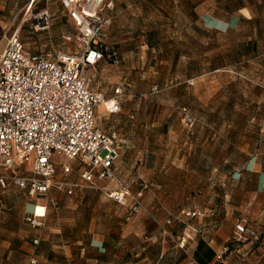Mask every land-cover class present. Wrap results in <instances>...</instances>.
<instances>
[{
    "label": "rangeland",
    "instance_id": "1",
    "mask_svg": "<svg viewBox=\"0 0 264 264\" xmlns=\"http://www.w3.org/2000/svg\"><path fill=\"white\" fill-rule=\"evenodd\" d=\"M181 3L115 0L108 40L118 50V61L88 66L85 73L93 90L110 96L122 83L124 94L120 112L107 115L99 105L96 119L105 130L120 133L119 179L132 180L142 160L147 168L158 164L148 177L143 175L151 188L145 201L149 209L154 212L152 206L159 205V192L168 198L175 220L181 208H199L229 217L233 233L244 218L257 238L247 243L248 253L240 261L264 264L263 185L257 172L246 169L252 159L264 170V0H227L225 33L207 29ZM239 5L244 7L238 10ZM45 10L48 23L40 17ZM73 30L58 0H0V51L13 33L33 53L56 45ZM153 85L159 91L151 92ZM183 108L191 122L185 121ZM57 158L73 168L66 175L77 183L72 194L51 190L32 199L11 180L15 172L30 173L31 165L0 170L5 177L0 185V264H32L31 254L46 253L52 244L76 251L94 233L110 234L124 257L127 249L140 251L145 236L159 241L158 229L154 235L139 230L148 214L128 216L127 207L81 179L77 161ZM139 185L134 180L132 191ZM35 203L46 205L41 228L25 220ZM165 242L159 264H174L180 258L175 240Z\"/></svg>",
    "mask_w": 264,
    "mask_h": 264
},
{
    "label": "built area",
    "instance_id": "2",
    "mask_svg": "<svg viewBox=\"0 0 264 264\" xmlns=\"http://www.w3.org/2000/svg\"><path fill=\"white\" fill-rule=\"evenodd\" d=\"M70 20L73 32L63 33L56 45L29 53L17 33L9 35L6 46L0 51V170L31 165V172H15L12 182L32 199L46 196L51 190L72 194L77 186L66 175L73 170L57 157L77 161L81 165V179L103 192L130 214L144 212L156 221L151 209L143 200L147 184L143 180L145 160L131 180L119 179L115 162L120 156V133L104 130L96 124V108L104 107L108 114L121 110L124 94L122 83L117 84L110 96L89 86L84 68L100 61L116 63L118 50L109 42L108 28L115 9L114 0H58ZM40 17L48 23L49 13ZM188 84H194L188 79ZM151 92L159 91L158 85ZM185 121L191 116L183 108ZM63 176H59L57 170ZM134 180L141 187L132 191ZM116 183L108 186V183ZM0 185L5 177L0 173ZM52 203H55L51 199ZM27 212L25 220L33 228L45 225L43 213ZM44 209L45 204H40ZM187 217L204 214L199 208L181 212ZM158 223L161 233L170 235L168 224ZM184 233L178 241L184 247L189 239ZM257 238L255 229L246 219H240L231 236L215 250L216 259L226 260L230 255L246 257L247 243ZM34 244L39 242L33 238ZM210 242H213L210 239ZM32 264L37 263L31 258ZM77 264V263H75Z\"/></svg>",
    "mask_w": 264,
    "mask_h": 264
},
{
    "label": "crops",
    "instance_id": "3",
    "mask_svg": "<svg viewBox=\"0 0 264 264\" xmlns=\"http://www.w3.org/2000/svg\"><path fill=\"white\" fill-rule=\"evenodd\" d=\"M162 1L163 0H144V2H147L148 4ZM173 2L176 4L177 2L181 3L179 0H173ZM183 3L189 5V9L193 10L198 15L199 19L202 18L204 20V24L207 29L210 31L217 30L220 33L226 32V29H223V23L229 21V19L226 18V14H228L230 9L227 0H184ZM183 3H181V5ZM243 7L244 6L239 5L238 10L242 9ZM251 43L252 47L255 48L257 45L256 39L252 40ZM87 67H85L83 71L85 75ZM105 114L110 115L106 112ZM96 124L104 129L98 124L97 119ZM119 159L120 156L115 162V170L116 163ZM157 166L158 164H150L149 168L145 167L143 170V175L148 177L150 175V170L156 169ZM246 169H248L249 172L258 173L257 181L262 183L264 191V170L259 171L258 166L252 161V159L247 162ZM143 180L148 186L146 189H144L143 200L145 202L150 195L151 188L149 187V184L144 176ZM139 184L141 187L140 181ZM158 197V200H160L159 205L155 208L152 206L154 209V212H152L156 218V221L151 220L146 215H143L146 218V220H144L145 224L140 227L139 230L154 235L156 228L159 231L160 239L157 243H155L154 241H150L151 236H145L144 242L146 243L141 248L143 251L142 257H136L140 254L141 250L136 251L135 249H132L130 251L131 253H129V249H127L126 257L122 256L118 250V247H116L117 245H113L115 240L112 239L111 235L106 232L94 233L93 236L88 237V240L86 241L87 243L84 246L78 248L76 251L70 246L62 245V247H60L59 245L52 244L51 248L48 249L46 253L39 252L38 254H31V257L35 256L33 258L37 259L38 264H159V261L163 257L166 247L168 246L165 242V239L170 238L172 241L175 240L174 247H177L180 253V258L174 264H243V262L240 261V256L236 254L230 255L224 261L216 259L215 256V250L217 247H219L231 236L232 232L230 231V223L228 222L229 217H221L218 215V213L210 212L204 213L201 216L190 218L181 213L187 208H181L177 213V217L179 219L175 220L173 219L174 217L172 214L169 212L170 206L167 204L168 198L159 192ZM35 204H32V209L30 211L34 210ZM37 206H40V204H37ZM127 213L128 216L136 215L139 217L142 215L140 212L136 214H130L128 211ZM169 218L171 219V222L168 224L170 235L164 236L162 233H160L161 230L158 223H164ZM186 219L190 220L189 225L186 227L181 226L179 223L186 221ZM133 220L135 221L134 218ZM184 233L189 234L190 237L187 240L186 245L184 247H180L178 245V241ZM210 239H212L213 242H210ZM247 253L248 249L246 251V254Z\"/></svg>",
    "mask_w": 264,
    "mask_h": 264
},
{
    "label": "bare ground",
    "instance_id": "4",
    "mask_svg": "<svg viewBox=\"0 0 264 264\" xmlns=\"http://www.w3.org/2000/svg\"><path fill=\"white\" fill-rule=\"evenodd\" d=\"M101 107H102V105H101ZM42 210H43V208L41 206H38L37 209H36L37 213H41Z\"/></svg>",
    "mask_w": 264,
    "mask_h": 264
}]
</instances>
